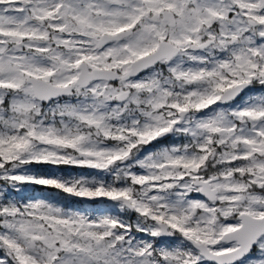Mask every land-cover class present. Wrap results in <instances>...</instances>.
<instances>
[{"label": "snow or ice", "instance_id": "1", "mask_svg": "<svg viewBox=\"0 0 264 264\" xmlns=\"http://www.w3.org/2000/svg\"><path fill=\"white\" fill-rule=\"evenodd\" d=\"M0 264H264V0H0Z\"/></svg>", "mask_w": 264, "mask_h": 264}]
</instances>
